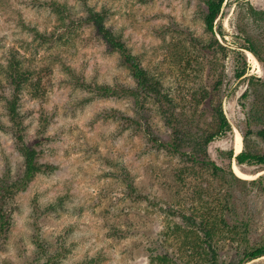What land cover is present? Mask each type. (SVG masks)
I'll return each instance as SVG.
<instances>
[{
  "label": "rangeland",
  "instance_id": "1",
  "mask_svg": "<svg viewBox=\"0 0 264 264\" xmlns=\"http://www.w3.org/2000/svg\"><path fill=\"white\" fill-rule=\"evenodd\" d=\"M250 5L262 9L264 0H225L218 18L224 35L214 37L227 49L249 37L264 57V31L252 20ZM88 9L103 12L107 27L160 80L184 119L182 127L206 128L220 100L232 125L264 107L258 59L246 52V75L261 81L238 80L232 77V52L206 48L213 37L204 29L203 0H0V85L7 96L12 93L1 70L17 51L20 71L28 75L19 93V117L40 165L26 188L5 202L10 220L0 235V264H154L153 256L166 251L186 264V254L177 251L180 240H164L166 229L181 223L167 212L177 190L190 192L200 175L184 157L150 141L168 140L170 129L149 105L145 119L135 112L132 97H103L81 85H134L119 54L83 22ZM35 30L49 39H35ZM245 91L243 112L239 98ZM4 102L0 98V179L12 183L22 177L24 162ZM262 118L254 131L264 127ZM233 137L213 140L211 156L234 148ZM246 145L264 153L255 135ZM178 169L184 174L175 180L172 171ZM244 198L247 210L255 211L256 238L264 229V197L252 190ZM232 247L238 248L227 238L220 256L228 251L229 257ZM245 264H264V257Z\"/></svg>",
  "mask_w": 264,
  "mask_h": 264
},
{
  "label": "trees",
  "instance_id": "2",
  "mask_svg": "<svg viewBox=\"0 0 264 264\" xmlns=\"http://www.w3.org/2000/svg\"><path fill=\"white\" fill-rule=\"evenodd\" d=\"M203 1L205 6L204 29L213 37L206 44V48L232 52L234 60L232 77L234 79L247 78L260 82L259 77L246 75V52L253 54L264 69V57L249 37H241L240 43L234 49L221 46L214 37L216 33L220 36L224 35L218 18L222 13L221 9L225 0ZM249 14L254 23L264 31V8L256 9L250 5ZM83 22L91 25L106 45L119 54L120 61L128 70L134 85L129 87L120 83L111 86L84 82H81V85L93 89L94 94L98 93L103 97L119 95L132 97L135 112L145 119V111L153 110V113L162 119L170 132L168 140L161 141L157 137H152L150 141L157 144L158 150L178 155L180 158L184 157L190 169L197 170L198 176L200 175V183L198 182L190 192L188 190L180 195L181 191L177 190V199L173 201V205L168 207L167 214L180 218L181 223H175L167 228L164 240L168 236H176L180 240L177 251L181 255L186 254V264H197L199 258L206 264H245L263 258L264 229L255 238V211L247 210L244 197L248 191L252 190H257L264 197V175L260 174L254 179H241L234 174L232 164L235 162L243 172L246 171L245 173L251 175L264 170V153L251 152L247 150L246 145L247 138L253 135L264 142V127H259L255 131L252 129L260 124L255 122L264 117V110H262L264 107H260L261 109L256 110L255 113L247 111L240 123L232 125L222 110V100H220V104L213 111V119L206 128L193 127L191 130L189 127H182L184 119L172 107L173 101L168 93L161 91L160 80L143 66L140 58L131 52L122 37L107 27L105 14L88 9ZM47 36L44 32L34 31L35 39L46 40L49 39ZM21 63L17 51H13L1 70L3 79L9 83L12 93L7 96L5 88L3 89L0 85L2 88L0 98L5 101L4 108L11 124L10 133L16 149L23 157L24 171L22 177L15 182L7 183L0 179V235L4 234L9 227L10 219L4 210L5 202L16 192L25 189L29 181L40 171V165L36 161L37 150L26 142L22 120L19 117V93L22 84L28 80L27 72L20 71ZM246 98L247 92L245 91L239 98L243 112H245ZM148 105L152 110L147 107ZM139 124L141 125L140 121ZM148 124L146 121L145 126ZM195 129L199 130L193 132ZM234 129L243 139L241 151L234 155L233 147L226 150L217 149L212 157L208 151L211 142L216 138H232ZM246 167L251 169L247 171ZM180 174H184L183 169L172 171L175 180ZM127 186L134 191L135 188L131 182H127ZM240 189H243L242 192L245 193L242 198L236 196ZM227 238H230L231 243L236 242L238 248H230L229 257H226L228 251L220 256L221 248ZM152 260L154 264H178L173 251L155 254Z\"/></svg>",
  "mask_w": 264,
  "mask_h": 264
},
{
  "label": "bare ground",
  "instance_id": "3",
  "mask_svg": "<svg viewBox=\"0 0 264 264\" xmlns=\"http://www.w3.org/2000/svg\"><path fill=\"white\" fill-rule=\"evenodd\" d=\"M249 55H250V53H249ZM255 60H254L255 64H257ZM233 141H234L235 154H237L242 149V138L238 132H235L234 137H233ZM232 170H233L234 174L241 179H250L249 177H251L250 175L240 171L239 168L237 167V165L235 164V162L232 164ZM263 172H264V170H262L260 173H263Z\"/></svg>",
  "mask_w": 264,
  "mask_h": 264
},
{
  "label": "water",
  "instance_id": "4",
  "mask_svg": "<svg viewBox=\"0 0 264 264\" xmlns=\"http://www.w3.org/2000/svg\"><path fill=\"white\" fill-rule=\"evenodd\" d=\"M234 155H236V154L234 153ZM258 174H262V173H258Z\"/></svg>",
  "mask_w": 264,
  "mask_h": 264
}]
</instances>
